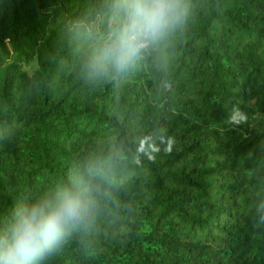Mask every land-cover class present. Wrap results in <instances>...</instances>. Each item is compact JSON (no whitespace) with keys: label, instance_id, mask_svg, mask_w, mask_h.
Here are the masks:
<instances>
[{"label":"trees","instance_id":"16d2710c","mask_svg":"<svg viewBox=\"0 0 264 264\" xmlns=\"http://www.w3.org/2000/svg\"><path fill=\"white\" fill-rule=\"evenodd\" d=\"M185 2L94 76L114 0H0V235L64 187L88 209L37 264H264V0Z\"/></svg>","mask_w":264,"mask_h":264},{"label":"clouds","instance_id":"9594fccd","mask_svg":"<svg viewBox=\"0 0 264 264\" xmlns=\"http://www.w3.org/2000/svg\"><path fill=\"white\" fill-rule=\"evenodd\" d=\"M113 7L114 24L87 59L90 75H106L109 66L116 72L125 71L143 50L163 40L188 14L185 0H114ZM247 120L245 112L233 108L230 123L240 125ZM87 211L84 193L69 187L52 199L18 209L0 235V264H37L56 250ZM260 211L264 213V205Z\"/></svg>","mask_w":264,"mask_h":264}]
</instances>
